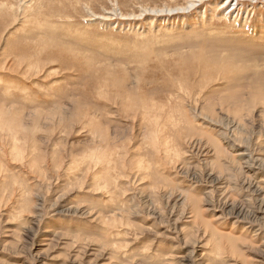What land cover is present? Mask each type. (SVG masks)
Returning a JSON list of instances; mask_svg holds the SVG:
<instances>
[{"label":"rangeland","instance_id":"1","mask_svg":"<svg viewBox=\"0 0 264 264\" xmlns=\"http://www.w3.org/2000/svg\"><path fill=\"white\" fill-rule=\"evenodd\" d=\"M0 264H264V0H0Z\"/></svg>","mask_w":264,"mask_h":264}]
</instances>
